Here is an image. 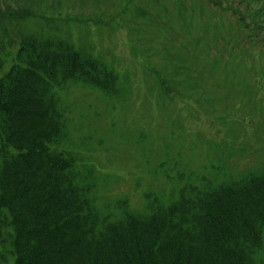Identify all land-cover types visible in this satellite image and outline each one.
Returning <instances> with one entry per match:
<instances>
[{
    "label": "rangeland",
    "instance_id": "obj_1",
    "mask_svg": "<svg viewBox=\"0 0 264 264\" xmlns=\"http://www.w3.org/2000/svg\"><path fill=\"white\" fill-rule=\"evenodd\" d=\"M7 4L0 0V13L17 10ZM217 4L231 6L236 20ZM31 7L36 31L10 30L75 43L120 76L117 98L96 102L103 90L77 86L66 105L71 117L56 113L91 134L94 150H79L85 165L121 176L122 185H111L114 199L135 190L134 204L147 197L149 208L176 180L200 186L203 178L264 170V0H36ZM0 61L1 73L13 64L8 56ZM148 171L156 173L150 189Z\"/></svg>",
    "mask_w": 264,
    "mask_h": 264
},
{
    "label": "trees",
    "instance_id": "obj_2",
    "mask_svg": "<svg viewBox=\"0 0 264 264\" xmlns=\"http://www.w3.org/2000/svg\"><path fill=\"white\" fill-rule=\"evenodd\" d=\"M26 13L1 12L0 34L24 26ZM30 41L0 80L1 262L264 264V170L200 186L176 180L149 208L147 197L134 204L135 190L114 199L121 176L82 162L69 126L56 120L63 112L55 88L82 81L115 96L117 74L65 40ZM148 174L150 189L156 173Z\"/></svg>",
    "mask_w": 264,
    "mask_h": 264
},
{
    "label": "bare ground",
    "instance_id": "obj_3",
    "mask_svg": "<svg viewBox=\"0 0 264 264\" xmlns=\"http://www.w3.org/2000/svg\"><path fill=\"white\" fill-rule=\"evenodd\" d=\"M21 10V9H20ZM31 22H25V25L28 27V25L30 24ZM23 35H26L25 32L22 33ZM94 48V47H93ZM21 53L18 51V49H15V52L13 53V56H17V55H20Z\"/></svg>",
    "mask_w": 264,
    "mask_h": 264
}]
</instances>
